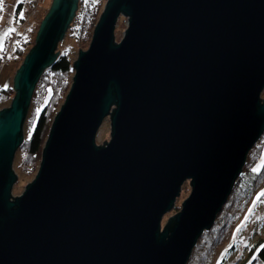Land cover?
<instances>
[{"label": "water", "instance_id": "1", "mask_svg": "<svg viewBox=\"0 0 264 264\" xmlns=\"http://www.w3.org/2000/svg\"><path fill=\"white\" fill-rule=\"evenodd\" d=\"M78 1H50L0 110V264H186L264 133V0H107L12 197L31 96Z\"/></svg>", "mask_w": 264, "mask_h": 264}, {"label": "trees", "instance_id": "2", "mask_svg": "<svg viewBox=\"0 0 264 264\" xmlns=\"http://www.w3.org/2000/svg\"><path fill=\"white\" fill-rule=\"evenodd\" d=\"M104 3L105 1L102 0L78 1V8L65 36V40L68 41L67 44L65 46L64 42L58 44L56 60L38 80L22 128L23 141L17 150L21 157L17 156L18 168L20 169L18 183L31 176L36 170L40 160L41 148L53 119L52 116L63 101L71 83L74 57L70 50H82L88 46L93 27ZM24 6L22 2L15 6L13 23L15 22L17 26H22L23 18L19 13L22 12ZM47 9L48 7L43 8L36 16V28ZM1 13L2 10H0V15ZM32 45L33 38L26 39L18 35L11 56L21 60L26 53L25 51ZM12 95L11 87L0 86V107L8 104ZM262 193H264V133L250 149L246 163L235 180L230 195L216 216L212 227L203 232L198 239L187 264H223L225 255L222 251L225 250L229 253L234 250L231 235L240 217L245 215L257 196H264ZM262 234L250 246L248 253H246L247 260L243 264H264V232ZM220 256L219 262L215 263Z\"/></svg>", "mask_w": 264, "mask_h": 264}, {"label": "rangeland", "instance_id": "3", "mask_svg": "<svg viewBox=\"0 0 264 264\" xmlns=\"http://www.w3.org/2000/svg\"><path fill=\"white\" fill-rule=\"evenodd\" d=\"M30 1L33 3L32 7H31ZM34 1L35 0H3V3L0 4V7L2 9V13L0 15V33H4V30L6 31L7 27L8 28L11 27L7 31L8 36H7L5 43L2 45V48H0V69L2 67L1 66L2 62H6L7 60H9V58L11 59V57H12L11 55H13L12 53H13V47H14V45L11 46L13 43V42L11 43V41L12 40L14 42L17 41L18 35H20V37H25L26 39L33 38V42H34L35 33L38 29V27L36 28V20H37L36 16L39 14V12L43 8L45 9V8L50 6L51 0H38V2H34ZM102 1L106 2L107 0H102ZM19 2H22L25 5L24 8L22 9V12H21L23 14V22L21 24L22 26H17L15 22L13 23L14 9H15V6ZM104 5H105V3H104ZM21 13H19V14L21 15ZM126 26H127L126 19L123 18L122 16H120L118 18V21H117L115 29H114V40L116 42L121 40V38L123 36V32L126 29ZM12 29H14V31H12ZM65 36H66V34H65ZM61 42H64V46H65L68 41H66L65 37H64V39ZM87 47H84L82 50H86ZM28 50H29V48L25 52L27 53ZM70 51L72 52L71 54L73 55L74 60H75L77 57L78 49L77 50L74 49V50H70ZM26 53H24L21 60H19V58L17 59L16 57H12L13 58L12 60L15 62L13 64L14 68H13L12 72L10 73V76H8L9 78H7V81L4 83V85H1V87L9 86L12 88L13 75H14L15 71L19 68V66H20L24 56L26 55ZM13 94H14V92H13ZM12 97H13V95H12ZM263 98H264V90L260 94V99H263ZM10 101L8 102V104L6 103L2 107H0V110H1V108L8 107ZM62 103H63V101L61 102V104ZM59 107H58L57 111L59 110ZM56 112H55V114H56ZM95 136H96V143L98 145L102 144V142L104 140L107 141L109 139V120L108 119L103 121V123L101 124V126L98 130V134ZM17 156L20 157L16 151L15 156H14V160H12L13 161L12 169L16 173L17 181H18L20 179V175H19L20 169L18 168L19 160L17 159ZM38 165H39V162L37 163L36 170L32 173L31 176H28L27 178L21 180L19 183L16 181V183L14 184L12 191H11L12 197H16V196L20 195L22 193L25 185L28 182L32 181V179H33V177L37 171ZM189 194H190V185H189V181H186L183 183V185L181 187L179 197L176 199V201L174 203V207L170 210V212H167L163 216V218L161 220V226H160L161 228H162V226H164L166 224L168 219L170 217H172V215H175L180 211V209H181L180 204L182 203V201L185 198H187V196ZM206 231H208V230H206ZM233 231L234 232L231 235V238H233L234 250L229 252V253H227L225 250L222 251V253L225 255V260H224L223 264H243L247 260V258H246L247 254L246 253H248L250 246H252L255 243V241L260 236L263 235L262 233L264 232V196L263 197L257 196L255 198V200L251 204V207L248 208L245 215L240 217V219L236 225V228ZM220 259H221V256L216 259L215 263H218Z\"/></svg>", "mask_w": 264, "mask_h": 264}, {"label": "crops", "instance_id": "4", "mask_svg": "<svg viewBox=\"0 0 264 264\" xmlns=\"http://www.w3.org/2000/svg\"><path fill=\"white\" fill-rule=\"evenodd\" d=\"M11 27H7V30H4V33H0V48H2V45L5 43L7 36L5 35V32H7ZM13 42V43H12ZM16 42V41H15ZM15 42L12 40L11 43L13 45H15ZM13 58L11 57V59L9 58V60H7L6 62H2L1 64V69H0V86L4 85V83L7 81V78H9L8 76H10V73L12 72L14 66L13 64L15 63L13 60Z\"/></svg>", "mask_w": 264, "mask_h": 264}, {"label": "snow or ice", "instance_id": "5", "mask_svg": "<svg viewBox=\"0 0 264 264\" xmlns=\"http://www.w3.org/2000/svg\"><path fill=\"white\" fill-rule=\"evenodd\" d=\"M3 3V0H0V4H2ZM0 10H2V9H0ZM21 18H23V14L21 13ZM12 31H14V29H12ZM5 35H7V32H5ZM262 195H264V193H262Z\"/></svg>", "mask_w": 264, "mask_h": 264}]
</instances>
